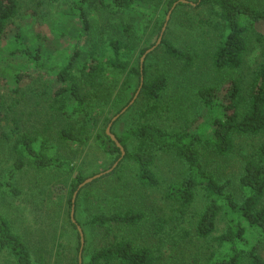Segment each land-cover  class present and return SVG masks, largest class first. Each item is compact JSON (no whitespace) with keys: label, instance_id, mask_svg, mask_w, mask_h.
<instances>
[{"label":"rangeland","instance_id":"374dc122","mask_svg":"<svg viewBox=\"0 0 264 264\" xmlns=\"http://www.w3.org/2000/svg\"><path fill=\"white\" fill-rule=\"evenodd\" d=\"M170 1L139 0L136 7L117 14L108 7L89 8L92 30L83 32L82 22L74 10L75 0H21L19 15L10 22L0 39V180L9 174L15 161L14 119L18 120L21 132L40 140L51 139L50 143L74 167L72 172L65 174L59 171L38 172L32 165H27L14 176L20 193L3 196L2 210L29 245L35 263H77L80 236L70 221L69 189L72 181L80 175L92 177L111 167L115 156L101 148L99 135L105 134L116 114L133 100L132 106L118 115L111 127V132L119 136L131 130L138 117L143 118L147 100L140 93L132 99L139 89V78L135 75H111L104 83V94L98 97L88 82H83L93 97L96 123L88 130L86 144L62 143L57 136L58 131L75 122L67 114L55 113L49 106L47 88L51 81L55 82L53 73H40V81L27 77L21 84L16 82L17 72L30 76L32 70L20 64V59L10 56L18 46L17 34L20 33L28 45L41 48L45 55L48 53L54 62L60 64L65 56L72 53L77 42L87 52L94 40L102 45L107 36L116 33L111 23L127 22L137 34L135 48L128 59L133 66L139 67L144 55L142 50L157 43L161 27L167 22L165 39L192 52L195 62L192 68H185L181 62L167 55L163 45L147 54L144 60L146 79L149 81L158 72H165L169 77V87L162 97L164 110L157 115H149V119L165 129L196 131L210 120L208 110L197 96L198 89L204 85L224 86L228 80V76L217 71L212 62L219 30L208 7L197 6V0H186L193 2L194 7L178 2L167 20ZM252 1L264 8V0ZM263 29L264 25H261L260 30ZM117 34L120 36L122 33ZM261 60L262 46L254 39L241 74L251 79ZM17 87L21 93L14 91ZM7 105L10 107L8 112ZM262 140L263 136L239 137L233 154L228 157L210 154L206 161L209 169L215 171L222 181H231L228 191L234 193L238 200L243 197L239 178L243 172L244 155ZM156 171L162 182L157 188L141 187L135 178L134 165L124 162L116 172L102 175L82 190L76 201L75 218L84 233L81 253L84 262L89 261L95 249L122 238L152 248L158 264H210V258L222 251L217 238L224 232V221L218 222L217 230L208 238H201L196 233L197 213L206 201L204 193L198 194L193 207L182 216L174 212V205L166 198L167 186L184 177L186 166L175 155L163 154L157 161ZM129 209L143 211L145 220L132 228L115 225L111 231L93 229L89 224L91 216L101 210L125 212ZM262 253L264 255V249ZM0 264L12 263L9 258H3Z\"/></svg>","mask_w":264,"mask_h":264},{"label":"trees","instance_id":"16d2710c","mask_svg":"<svg viewBox=\"0 0 264 264\" xmlns=\"http://www.w3.org/2000/svg\"><path fill=\"white\" fill-rule=\"evenodd\" d=\"M138 1L75 0L73 6L82 22L83 32H90L92 22L89 8L108 7L113 14H117L136 7ZM176 2L194 7V3L190 1L182 3V0H171L169 11ZM196 4L207 6L211 15L215 17L219 40L212 54V62L217 71L228 76L224 86L204 85L198 89L197 96L208 110L210 120L201 124L196 131L165 129L149 119V115H157L164 110L162 97L169 87V77L165 72H158L148 81L145 65L143 72L141 65L139 67L132 65L128 57L135 48L137 34L127 22L111 23L116 33L103 39L102 45L94 40L87 52L83 51L77 42L72 53L65 56V60L60 64L54 62L48 53L45 55L41 48L35 49L28 45L23 36L17 34L18 46L10 56L20 59V64L32 70L30 76L17 72L16 82L21 84L27 77L40 81V73H53L55 82L51 81L47 88L49 106L55 113L67 114L75 122L69 128L59 130L57 136L62 143L86 144L89 140L88 130L96 123V116L91 100L93 97L86 91L84 83L88 82L94 90V95L98 97L104 94V83L111 75L127 73L137 76L139 89L141 87L139 93L146 98L147 105L143 118L139 116L137 124L131 130L120 136L115 135L125 149V155L122 157L121 148L107 131L104 135H99L101 148L115 156L111 167L119 161L111 173L116 172L124 162L131 163L135 167V178L141 187L157 188L162 183L156 171L159 157L163 154L175 155L186 166V172L182 179L170 183L166 188V198L174 205V212L179 216L185 215L193 207L198 194L202 192L206 201L197 213L195 222L197 235L208 238L217 230L220 220L225 222L224 232L217 238L223 249L210 258V264H264L262 253L264 140L254 145L244 155L243 172L239 178L243 191L241 200L228 191L231 181H222L215 171L209 169L206 162L210 154L218 157L233 154L239 137H264V29L260 30V26L264 25V8L258 7L252 0H197ZM20 9L21 0H0V39L10 22L19 15ZM162 29L163 26L161 31ZM117 33L122 34L118 36ZM254 39L262 46V60L253 72L252 78L246 79L240 70L245 64L250 44ZM162 45L169 57L181 62L187 69L192 68L195 62V55L192 52L165 39V34L157 48ZM148 49H143L142 53H146ZM14 91L21 93L19 87ZM131 102L132 100L116 115L130 108ZM8 111L10 107L7 105L6 112ZM13 122L15 127L12 132L16 135L13 145L15 161L9 174L0 180V261L9 258L12 264H38L34 262L24 237L3 212L1 207L3 196L20 193L15 185L14 176L27 165H32L38 172L59 171L65 174L72 172L74 167L70 160L63 157L50 143L51 139L40 140L38 137L23 133L18 127V120L14 119ZM85 179L80 175L72 181V187L69 189L71 206L74 193ZM90 185L81 188L77 198L80 197L82 190ZM61 186L58 187L62 188ZM145 218V213L141 210L129 209L125 212L101 210L91 216L89 224L93 229L105 228L111 231L115 225L135 227ZM70 221L78 230L81 252V235L78 229L80 223L76 218L73 221L71 211ZM158 263V257L152 248L123 238L114 239L95 249L89 261L82 262V264ZM76 264H80V254Z\"/></svg>","mask_w":264,"mask_h":264},{"label":"water","instance_id":"95a60500","mask_svg":"<svg viewBox=\"0 0 264 264\" xmlns=\"http://www.w3.org/2000/svg\"><path fill=\"white\" fill-rule=\"evenodd\" d=\"M182 2H186V0H182ZM177 3H178V2L174 3L172 9L174 8V6H175ZM172 9H171V10H172ZM171 10H170V12H169V14H168V16H167V20L169 19V16H170ZM166 25H167V22L165 23V25H164V27H163V29H162V31H161V34H160V36H159V39H158L157 43H156L154 46H152L151 48H149V49L146 51V53H144V55H143V57H142V59H141V70H142V72H143V68H144V66H143V65H144V60H145L147 54H148L149 52H151L152 50H154V49H155L157 46H159L160 43L162 42L163 37H164V33H165V29H166ZM141 82L143 83V77H142ZM140 89H141V87H140ZM140 89L137 91V93H136V95H135L134 98L137 97V95H138L139 92H140ZM132 102H133V100H132ZM132 102H131V103H132ZM124 111H125V109L123 110V112H124ZM117 117H118V115L115 116V117L112 119L111 123H110L109 126L107 127V133H108V135H110V136L112 137V139H113L114 141H116L117 145L121 148V150H122V157H123V156L125 155V149L122 147V145L120 144V142L117 140L116 136L111 132V126H112V123L114 122V120H115ZM118 164H119V161H117V162L114 164V166L111 167L110 169H108V170H106V171H104V172H100V173H98V174H96V175H94V176H92V177L86 178V179H85V180L79 185L78 190L74 193L73 198H72L71 217H72L73 221H75L76 200H77V196H78V192H79V190H80L81 188L85 187L86 185L90 184V183H91L92 181H94L95 179L101 177L102 175L112 172V171L118 166ZM78 229H79V232H80V235H81V245H82V246H81V252H82V248H83V244H84V233H83V230H82L81 226H78ZM81 252H80V264H82V262H83V261H82V256H81Z\"/></svg>","mask_w":264,"mask_h":264}]
</instances>
